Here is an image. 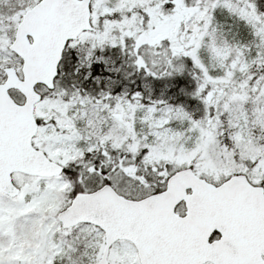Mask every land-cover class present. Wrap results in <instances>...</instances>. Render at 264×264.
Listing matches in <instances>:
<instances>
[{"label": "snow or ice", "instance_id": "obj_1", "mask_svg": "<svg viewBox=\"0 0 264 264\" xmlns=\"http://www.w3.org/2000/svg\"><path fill=\"white\" fill-rule=\"evenodd\" d=\"M0 264H264V0H0Z\"/></svg>", "mask_w": 264, "mask_h": 264}]
</instances>
